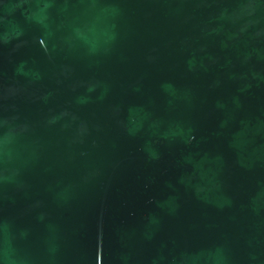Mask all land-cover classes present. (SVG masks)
<instances>
[{
  "label": "water",
  "instance_id": "obj_1",
  "mask_svg": "<svg viewBox=\"0 0 264 264\" xmlns=\"http://www.w3.org/2000/svg\"><path fill=\"white\" fill-rule=\"evenodd\" d=\"M0 264H264V0H0Z\"/></svg>",
  "mask_w": 264,
  "mask_h": 264
}]
</instances>
